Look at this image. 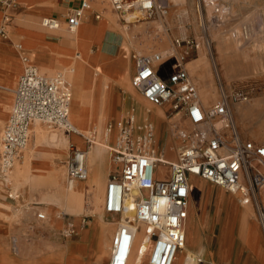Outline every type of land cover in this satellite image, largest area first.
I'll return each mask as SVG.
<instances>
[{
    "label": "built area",
    "instance_id": "obj_1",
    "mask_svg": "<svg viewBox=\"0 0 264 264\" xmlns=\"http://www.w3.org/2000/svg\"><path fill=\"white\" fill-rule=\"evenodd\" d=\"M76 1L65 14L70 31L77 29L88 11H92L95 19L101 16L93 10L92 0ZM201 1L215 21L226 13L227 7L221 0ZM109 3L122 16L136 8L148 17L168 12L167 0H109ZM13 8H17L15 0H0L3 12L0 39L9 38L6 25L12 17L9 10ZM122 20L128 22L126 18ZM60 24L53 16L40 20V25L47 29H58ZM174 45L184 47L188 54L198 49L200 42L195 38H175ZM18 48L21 49V44ZM132 57L136 67L131 79L133 87L151 104L167 106L168 119L180 114L179 120L170 121L171 134L179 140V145L176 157L169 158L156 144L154 122L139 121L133 109L117 121L115 140L109 147L115 168L108 175L103 201L104 211L117 218L109 264H129L137 236L141 242L152 241L148 264L174 263L184 241L191 178L203 179L235 194L242 205L252 204L264 239V142L243 137L233 115L234 104L250 99L248 91L238 86L229 90L222 87L220 98L205 107L189 75L185 56L173 52H134ZM165 59H172L173 63L172 70L163 78L157 68ZM23 60L25 66L14 88L11 112L0 137V182L12 193L11 171L36 121L75 132L83 138L84 148L69 143L66 178L70 183L86 180L89 174L86 154L91 142H95V133H81L70 120V81L61 72L42 73L27 56ZM185 121L187 127L183 125ZM161 166L164 171L159 169ZM35 216L46 219L43 211H36ZM90 217L91 214H84L79 227L74 221L66 220L61 234L68 238L76 236L78 228L86 226ZM43 233L29 224L21 236L32 240ZM11 248L14 252L20 250L19 237H12ZM198 259L202 262L201 257Z\"/></svg>",
    "mask_w": 264,
    "mask_h": 264
},
{
    "label": "crops",
    "instance_id": "obj_2",
    "mask_svg": "<svg viewBox=\"0 0 264 264\" xmlns=\"http://www.w3.org/2000/svg\"><path fill=\"white\" fill-rule=\"evenodd\" d=\"M15 1L17 8L9 10L12 17L6 25L9 38L0 39V122H3L2 128H4L11 112L10 109L8 115H5L4 107H7L11 102L12 108L14 88L25 66L23 56H27L30 62L31 55L41 58V50L45 46L57 50V47L54 45L65 48L57 51L66 53L71 59H73V54L70 50L76 52L79 47L81 52L77 59H80L81 53H87L85 59L88 65L97 67L103 73L108 72L112 84V105L116 110L114 125L132 109L139 121L149 119L154 122L157 120L158 116L154 115V109L157 107L154 106L144 116L140 112L141 102L137 100L129 89L121 84V80L124 79L126 81L129 75L131 82L132 76L136 71L132 54L137 52V49H141L142 51L148 49H167L164 47L170 43V39L167 38L168 36H158L157 32L154 31V24L144 31L142 27L134 28V24L130 25L129 23V26L126 27V32L132 36V41L129 45H126L125 34L122 31V25L125 22L121 18H116L112 13L113 10L111 12L107 8L106 3L109 4V0H92L93 10L101 16L99 19H95L92 11L86 12L78 32H75L76 30H68L65 21V14L77 3L76 0ZM2 16L3 12L0 9V26L2 24ZM44 16L58 18L61 23L60 27L58 29L42 27L40 20ZM151 28L153 29V33L150 32ZM18 44H21V49L18 48ZM103 63L113 64L114 69L107 70L103 68L100 66ZM172 63V59H165L157 68L158 74L166 78L172 70ZM118 66L120 67L119 71ZM39 70L44 74H48L40 68ZM134 90L140 94L135 88ZM166 109L167 106L160 108V119H164V123L170 129V121H177L181 117L178 113L168 120L165 117ZM70 120L80 131L71 117ZM46 125L51 130L41 125L38 128H41L49 135L56 132L54 143H42L35 150L33 160L38 167L44 169L43 173L46 177L58 179L64 185L69 184L70 182L66 178V160L69 155V143L73 142L79 148H84V140L75 132H68L56 126ZM32 126L33 128L31 129L33 130L35 123ZM171 135L168 130L165 145L160 144V139L155 140L158 148L164 151L169 158L174 159L177 154L178 144L172 139ZM22 153L23 151L19 157L20 161L24 160V153ZM114 168L115 165L111 162L110 154L109 158L98 160L96 171L100 172L102 178H104L105 185L108 175ZM159 169L161 171L165 170L162 166ZM62 170H64V177H60L59 175ZM88 173V176H94L95 166L89 167ZM201 180L204 182V186L208 185V189L205 191V187L201 188L200 184L194 190L193 186L191 187L187 220L191 213L193 225L187 230L186 221V245L198 257L202 258L201 264H264V239L261 228L255 219L253 205L242 206L236 197V204L229 203V215H227L225 209L220 204L214 202L216 193L220 188L203 179ZM20 185L24 187L21 200H27L28 202L18 205V200L21 197L19 190L12 186V193H9L0 182V264H105L107 261L109 264L110 246L105 257L99 256V253L102 241L111 244V233L112 231L114 233L116 229L114 222H105L103 217H92L86 226L78 228V234L75 236V239L62 241L57 231L61 230V224L64 226L65 221L69 220L67 216L74 214L63 211L65 215L61 216L60 213L62 211L59 206L41 199L45 193L51 191L50 184L32 185L23 182L18 184V186ZM209 186L217 190L210 194L209 190L211 188L209 189ZM84 188L89 190V184L85 183ZM207 194H209V197ZM226 194L230 197H235L230 192L226 191ZM227 195L222 193L221 198H225ZM17 210L20 215L17 217V220L12 223L5 219L7 216L10 217V215L16 214ZM36 211H43L45 214V211H48L46 219H37L35 216ZM58 211L61 212L58 213ZM55 213H58L61 219L60 223L54 219ZM74 216L77 215L75 214ZM75 219L73 218V220ZM74 223L77 227L80 226V221L78 223L74 221ZM29 224H33L43 231V235L34 240H26L21 235L11 233L12 230L18 232L25 226L27 228ZM13 236L19 237L20 240V250L18 252H14L11 249ZM133 255L134 250L132 257ZM101 257L102 259H100ZM135 261L137 264H148L147 261H142V259L140 262Z\"/></svg>",
    "mask_w": 264,
    "mask_h": 264
},
{
    "label": "bare ground",
    "instance_id": "obj_3",
    "mask_svg": "<svg viewBox=\"0 0 264 264\" xmlns=\"http://www.w3.org/2000/svg\"><path fill=\"white\" fill-rule=\"evenodd\" d=\"M171 1L172 0H167L168 4ZM186 1H187V5H193L192 0H186ZM184 14L186 15L187 13ZM145 16L146 14L144 13V11L136 8L132 11L127 12L125 18L127 19L128 22L131 20L133 21L134 28L140 26L143 28L144 31H146V29L150 27L149 24H154L157 20L154 21V19H150V17H145ZM194 19L196 20V14L194 15ZM150 20H152L153 23H151ZM135 21L141 23L136 24L137 22ZM128 22L124 24H128ZM79 27L80 25L78 26V28ZM161 27L162 26L160 25L157 26L159 30L161 29ZM171 46L175 48L173 44ZM172 47L165 46L164 48L167 49H163V50L159 49L158 51L160 53H166L169 52L168 49H171ZM216 48L219 53L215 61L218 66V71L221 77L225 80L230 78H237V77L241 78L242 76L240 77L241 75L239 74L240 72L238 73L236 71L235 67L228 62L226 56L222 53L224 52L225 49V43L222 40V37L220 36L217 37ZM207 52L208 51L203 46L199 47L197 58L193 60H189L186 64L188 66L190 74L196 77L199 75V77L203 78V81L200 83L199 93H200V98L202 99V102L204 104H208L213 101L216 102V99H218L217 87L213 79L214 73ZM86 54L87 53L82 55V57L79 60H75L74 58L71 59L68 56L66 57L63 56L61 53H59V51H57L52 47L45 46L41 50V54H40L41 58H36V56L33 55V59L37 61L41 65L40 66L41 69H45L48 74H53L55 72H61L65 74V76L70 81L71 91H72V97L69 107V117H71L72 121L78 126L80 131L85 133L95 131L96 133L94 136L95 142L94 141L91 142L90 148L88 149L86 154V165L88 168L91 166H95V174L94 176L91 177L88 176L84 184L88 183L89 189L92 190L93 192L94 208H92L91 210H87V213L92 214L93 217L102 218V212L99 211L100 208L99 206L101 205L102 201H104L105 181L104 178H102L100 172L96 171V164L98 163V160H105V158H109V154H110L109 147L113 145L115 140L116 128L114 124L107 125L109 114L106 108V103L110 100V98H112L111 95L112 84L108 81L106 75L100 69L92 67L87 64V60L85 59ZM121 84L125 86L127 89H129L132 92V94H134V96L137 98V100L141 102L142 106H140V112L144 116H146L147 111L153 109V107L149 108L148 106L147 107L144 106L143 103L144 98L139 97L135 93V91L133 90L134 87L132 83H131L132 87L130 86L129 78H127L126 81L122 79ZM10 106H11V102L8 104L7 107H4L5 109L4 111L6 112L10 108ZM156 107H160V106H156ZM241 111H242L241 109L236 108L234 112L239 114L241 113ZM154 115L158 116L157 120L155 119L156 121H154V125H155L156 134L160 136L163 132L162 125L164 119L163 120L160 119V115H161L160 109L155 108ZM2 124L3 122H0V135H1ZM254 130H256V128ZM55 133H51L49 135L41 128L35 126V128L32 130L31 135H29L30 138L28 139V143L25 147L26 149L23 154L24 160L20 161L19 158L15 160L11 171V178L13 179L12 181H14V184L16 186H18V184L23 182L32 185H41L47 183L50 184L51 191L45 193L41 199L43 201H48L52 204H55V206L56 205L59 206L66 213L78 214L84 210V206H83L84 195L82 193L84 191V187H79L81 183L78 185V182H71L69 184L64 185L61 184L58 179H50L49 177H46L44 175L43 173L44 169L38 167L35 161L33 160L35 150L38 149L42 143L45 142L52 144L54 143L56 137ZM172 139L176 142V144L179 145L178 139L174 138L173 136ZM59 175L60 177H64V170H62V172ZM188 210H189V200L187 202V217H188ZM124 215L125 214H123V216ZM187 217L184 225L185 236L182 244V249L177 254L173 264H175L177 259H179L180 264H201V262H199L198 255H196L195 252L192 251L188 247V245H186V221H187V230L190 226L193 225V220L191 216L188 218V220ZM112 222H115V225L117 224L116 220ZM134 245L135 248L133 247V250L135 252L134 255L135 259L138 262H140V260L143 258V255L146 254L147 262H148V254L152 247V241L141 242V237L137 236L135 238ZM109 246L110 243H106V241H102L100 245L99 256L105 257V255L108 253ZM102 257L100 259H102Z\"/></svg>",
    "mask_w": 264,
    "mask_h": 264
},
{
    "label": "rangeland",
    "instance_id": "obj_4",
    "mask_svg": "<svg viewBox=\"0 0 264 264\" xmlns=\"http://www.w3.org/2000/svg\"><path fill=\"white\" fill-rule=\"evenodd\" d=\"M192 1H193V5H187L186 0H172L168 4L167 14L165 15L153 14L150 17V19H154V21L157 20L154 23V27H153L154 31L157 32L158 36L160 35H163L165 37L168 36L167 38L170 39L169 44L174 45L175 38H185L186 37L189 39L191 38L197 39L200 42L199 47L203 46L204 48H206V50L208 51L207 52L208 58L210 60L212 70L214 73L213 79L217 87V92H218L217 98L218 99L220 98L222 87L225 90H229L230 88L234 86H238L248 91L250 99L247 102L236 103V105L234 104V108H233L234 114L233 115H234V118H236L235 119L236 123L243 137L264 142V0H221V2L226 5L225 7H227V10H226V13L222 14L221 19L217 21L211 19L210 9L207 8V6H205V4L202 1L201 3L199 2L200 0H192ZM106 6L111 12L113 10L112 13L116 18H125V15L127 12L122 16L121 13H117L114 9L111 8L110 3L109 4L106 3ZM184 13H187V14L185 15ZM195 14H196V20L194 19ZM145 17H148V16H145ZM161 19H164V20H161ZM131 21H130V25L133 24V22L131 23ZM162 21L164 22V24ZM135 22H137L136 24L141 23V22L138 23V21H135ZM150 22L153 23L152 20H150ZM151 25L152 24H149V26ZM158 25L162 26L160 30L157 28ZM122 26H123L122 31L125 34V40H126L125 44L129 45L132 41V36H130V34L126 32V26H128V24H123ZM202 26H205V27L203 28ZM78 29L75 32H78ZM152 31L153 29L151 28L150 32ZM219 36L222 37V40L225 43V49H224V52L222 53L226 56L228 62L235 67L236 71L238 73L240 72L239 74H241L240 75V77L242 76L241 78L237 77V78H230V79L225 80L221 77L218 71V66L215 61L219 53L216 48L217 37ZM169 44H167V47H172ZM50 45H54V44H50ZM54 46L57 47V50L65 49L57 45H54ZM174 46L175 48L172 47L171 49H168L169 52L172 51L173 53H176L177 55L185 56L184 60L186 62H188L189 60H193L197 58L198 56L199 48L192 49L188 51V54H186L184 47H177L176 45ZM158 50L148 49L146 51H142L141 49H137L136 51L139 53H143V54L144 53L149 54L152 52H159ZM70 51L73 54L72 57L76 60H79L77 59V57L81 52L80 48L78 47V51L76 52H73L72 50ZM59 53H61L65 57L69 56V55H66V53H62V52H59ZM82 55L84 54L81 53L80 58L82 57ZM30 62L34 63L41 69L40 67L41 65L33 59V55L30 56ZM100 66H102L103 68H106L107 70L114 69L113 68L114 65L111 63L110 64L103 63ZM187 69H188V66H187ZM41 70L46 72L45 69H41ZM119 70H120V67L118 68V71ZM188 72H189V69H188ZM104 74L106 75V78L108 79V81L111 83L110 78H109L110 75L108 74V72H105ZM189 75L191 79L196 83L197 87L199 86L198 90L200 92V83L203 81V78L199 77V75L196 77L190 74V72H189ZM129 83H130V86L132 87L131 82H130V75H129ZM135 93L139 97H142L136 91ZM120 96H122V94H120ZM218 99H216V101ZM145 100L146 99L144 98L143 100L144 106L146 107L148 106L149 108L154 107L151 103ZM214 103L215 101L205 104V106H211ZM106 108L109 114L107 125H112L114 124V119L116 117V110H115V107L112 105V98H110V100L106 103ZM157 108L160 109L159 107ZM236 108L241 109L242 110L241 113L238 114L234 112ZM10 109H11V106L6 111L5 115H8V113L10 112ZM39 125L51 130V128H48L45 123L36 121L35 126L38 127ZM183 125L187 127L188 123L185 121ZM162 126H163L162 134L159 136L156 134V131H155V139H158V140L160 139L159 141L160 144L165 145L167 141L166 135L168 133V130H169V133L171 134V129H168L164 122ZM255 128L258 131L254 130ZM2 129H1V132H2ZM25 149L23 150V153ZM12 180L13 179L11 178L12 186L15 189L19 190L20 196H21L20 199L18 200V205H21V203L23 202L24 203L28 202L27 200L25 201L21 200L24 187L22 185L16 186L14 184V181ZM85 181H79L78 185L81 183L79 187H84ZM191 184L193 186V190L194 188H198L199 184H200V187L202 188L205 187L204 188L205 191L208 189V185L204 186V182L200 178H191ZM210 186H209V189L211 188ZM89 190H86V188H84V191L82 192L84 195V203H83L84 210L76 214L77 216H74L75 214L68 215L67 217L69 218V220L76 221L78 223L81 220L82 216L84 214H87V210H91L92 208H94L93 207L94 206L93 192L92 190L90 191ZM216 190H217L216 188H211L209 190L210 194ZM222 193L227 195L226 191H224L223 189L218 190V192L216 193L214 202H216V204H220L225 209V213L229 215V203L236 204V200H235L236 196L234 195L235 197H230L229 195H227L225 196V198H221ZM207 196L209 197V194H207ZM208 197H207V200H208ZM102 203L99 206L100 207L99 211L102 212L103 220L105 222L115 221L117 218L115 216L108 215L104 211ZM20 211L22 212V210ZM61 211L63 212L62 209ZM61 211H58V213H60ZM45 212L48 215V211H45ZM58 213L57 214L55 213L54 219H56L60 223L61 219L59 218ZM18 216L20 215H19V211L17 210L16 214L14 213L13 215H10V217L5 216L6 217L5 219L13 223L15 220L18 219L17 218ZM190 216H191V213H190ZM92 217L93 215L91 214V217L88 218L87 220H90ZM73 218L74 219L76 218V219L73 220ZM60 226L62 228L63 225L61 224ZM116 226L117 225H115V228ZM25 232H26V226L20 229L18 232L14 230L11 231L12 234L19 235V236ZM112 233H111V236H112ZM57 234L58 236L61 237L62 241H70V240L75 239V236L70 237V238L64 237L61 234V231H57ZM134 255H135V252H134ZM134 255L131 261L129 262V264H137V262L135 261L136 259ZM142 261H147L145 254L143 255ZM105 264H108V261ZM175 264H180L179 259L176 261Z\"/></svg>",
    "mask_w": 264,
    "mask_h": 264
}]
</instances>
